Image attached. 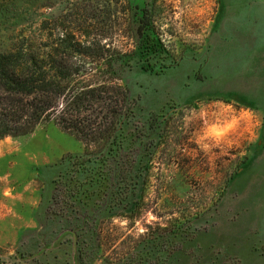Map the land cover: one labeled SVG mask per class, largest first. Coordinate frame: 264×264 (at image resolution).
Returning <instances> with one entry per match:
<instances>
[{
    "label": "rangeland",
    "instance_id": "374dc122",
    "mask_svg": "<svg viewBox=\"0 0 264 264\" xmlns=\"http://www.w3.org/2000/svg\"><path fill=\"white\" fill-rule=\"evenodd\" d=\"M146 10L159 51L124 75L109 159L53 122L0 139L2 264H264V0H0V50L70 30L132 51Z\"/></svg>",
    "mask_w": 264,
    "mask_h": 264
},
{
    "label": "trees",
    "instance_id": "16d2710c",
    "mask_svg": "<svg viewBox=\"0 0 264 264\" xmlns=\"http://www.w3.org/2000/svg\"><path fill=\"white\" fill-rule=\"evenodd\" d=\"M145 12V19L136 14L131 21L136 39L132 51L111 49L100 39H80L70 30L57 37H23L0 50V139L53 122L85 144L88 158L109 159L123 146L122 133L138 100L124 75L140 63L135 59L144 52L139 50L159 51V35ZM145 36L143 46L137 39Z\"/></svg>",
    "mask_w": 264,
    "mask_h": 264
}]
</instances>
